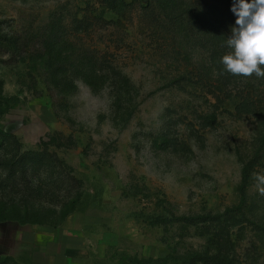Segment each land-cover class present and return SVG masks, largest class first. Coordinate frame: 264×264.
<instances>
[{
  "label": "rangeland",
  "instance_id": "rangeland-1",
  "mask_svg": "<svg viewBox=\"0 0 264 264\" xmlns=\"http://www.w3.org/2000/svg\"><path fill=\"white\" fill-rule=\"evenodd\" d=\"M230 2L0 0V264H264Z\"/></svg>",
  "mask_w": 264,
  "mask_h": 264
},
{
  "label": "clouds",
  "instance_id": "clouds-1",
  "mask_svg": "<svg viewBox=\"0 0 264 264\" xmlns=\"http://www.w3.org/2000/svg\"><path fill=\"white\" fill-rule=\"evenodd\" d=\"M231 11L236 20L226 40L229 51L220 58L222 71L264 79V0H234ZM254 179L264 195V174L255 173Z\"/></svg>",
  "mask_w": 264,
  "mask_h": 264
},
{
  "label": "trees",
  "instance_id": "trees-1",
  "mask_svg": "<svg viewBox=\"0 0 264 264\" xmlns=\"http://www.w3.org/2000/svg\"><path fill=\"white\" fill-rule=\"evenodd\" d=\"M234 2H230V5H233ZM213 261H215L216 263L215 264H223V262L219 259H214V258H211Z\"/></svg>",
  "mask_w": 264,
  "mask_h": 264
}]
</instances>
